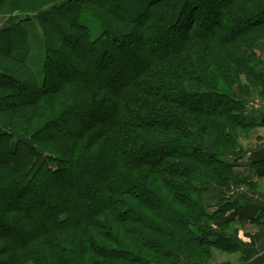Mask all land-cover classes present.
Masks as SVG:
<instances>
[{
  "label": "trees",
  "instance_id": "16d2710c",
  "mask_svg": "<svg viewBox=\"0 0 264 264\" xmlns=\"http://www.w3.org/2000/svg\"><path fill=\"white\" fill-rule=\"evenodd\" d=\"M16 1L0 0L26 8L0 27V55L26 78L0 65V264H162L173 241L198 263L202 246L239 249L208 223L236 208V130L255 124L234 89L244 77L264 91V0Z\"/></svg>",
  "mask_w": 264,
  "mask_h": 264
},
{
  "label": "crops",
  "instance_id": "0c3cea01",
  "mask_svg": "<svg viewBox=\"0 0 264 264\" xmlns=\"http://www.w3.org/2000/svg\"><path fill=\"white\" fill-rule=\"evenodd\" d=\"M21 19L16 15L10 19L0 18V27L11 26ZM261 94L264 96V91ZM262 106L248 107L245 112L255 125L241 129L245 135L239 140L240 152L234 160L235 175L232 177V187L236 186L237 191L231 193L237 209L225 214L239 249L229 253L216 249L209 263L174 260L173 264H264V104ZM243 183L255 184V188L242 187Z\"/></svg>",
  "mask_w": 264,
  "mask_h": 264
},
{
  "label": "rangeland",
  "instance_id": "374dc122",
  "mask_svg": "<svg viewBox=\"0 0 264 264\" xmlns=\"http://www.w3.org/2000/svg\"><path fill=\"white\" fill-rule=\"evenodd\" d=\"M5 1L8 2L9 0H5ZM63 1L64 0H56V1H54V3H56L58 5V4L62 3ZM16 2L19 4L20 1L17 0ZM8 5H10V3ZM8 5L3 4L2 7L0 8V18L10 19V17H13L15 15L18 16V17H24L25 16V14H23V13H25L26 11L25 12H23V11L26 9V8H24L26 6L23 7L24 10L21 11L22 13H19V12H16V11H13L12 9H10L11 7L8 6ZM20 5H22V4L20 3ZM87 23L91 26L92 31L93 32H96V24H95V22H91L89 20V21H87ZM50 36L51 37H49V38L51 40H53V38H52L53 35L51 34ZM70 38L68 37V39H65V40H67L68 44L69 43L72 44L74 42V40L72 39V37H70ZM256 46H257V52L260 54L261 59L264 61V40L258 42ZM111 48L112 47H110L109 50H111ZM0 65H1V67L6 68L4 72L7 73L8 75H10V77H11L10 79L13 78V80H16L19 83H20L21 80L26 79L25 78V72L23 71V69L21 67H19V65L13 59H10V58H7L5 56H1L0 55ZM242 81H243V85H244L243 89L241 87H240L241 91H239V89H237L236 87L234 89L237 92V95H238L237 97L239 99H242L243 100V102L247 105V108L250 107L252 109H255V108L263 107L262 104H264V96L260 92V90H262V89H259L262 86L260 84H258V82H256L255 80H254V84H250L248 82L247 78H244V77L242 78ZM43 102H44V103H42L43 105L42 104L41 105L39 104L37 106V109H40V110H41V108L44 109V110H41L40 111L41 112V116L43 115V112L44 113L47 112V111H45L46 110L45 107H47V109H48V106L50 104V101L49 100H47V101L44 100ZM41 106H43V107H41ZM30 110L31 109H29V111ZM40 112H39V115H40ZM29 113H31V112H29ZM33 113H38V112L34 111ZM11 115H12V110H9V108H6L5 111H4V113H0V119L8 118ZM21 126L22 125H18V129H20ZM241 129H243V128H241ZM241 129L236 130V132H237L236 136H237L238 146H239V140H241L242 138H244L243 135H245L244 133H242ZM30 132L31 131H29V134H30ZM239 135H241L240 136V139H239ZM12 138H20L22 141H26L27 143L28 142H31V144H33L32 140L30 138H28V139L23 138L20 134H17V133H14V135L12 136ZM239 152H240V146H239ZM6 161H7V159H3L2 160V162H6ZM234 175H235V170L233 168L232 177H234ZM73 176L77 177V173L76 172H73ZM36 180L37 181L32 182L33 183L32 184L33 187L35 185L38 186L39 178L36 179ZM68 180L71 183L72 182V177L69 178ZM232 186H233V184H232V178H231V184H230L229 190L226 191V197H225L226 202H230V203L231 202L234 203V201H233L234 194H231V193H233L234 190H235V192L237 191L236 186H234V188ZM243 186H245V188H248V189H251V187L252 188H255V184H252L251 186H248L247 184H244L243 183L242 184V187ZM77 193L79 194L80 192H77ZM6 195H7L8 203H13V204L16 203L17 204V200H16V197H14V195H12L10 193L9 194H6ZM215 201H217V203L219 202V200H215ZM214 203H212V204H214ZM235 205L237 206V204H235ZM202 222L204 223L205 220H202ZM208 224L211 227V229H213V232H216V231L218 232L219 231L222 234L225 233V234H227L229 236H232V237H233V235L230 233V231L233 232V233H235L233 231V229H232L231 223L230 224L228 223V224H225V225H218V223H212L211 222V223H208ZM211 238L213 240H215L214 237H211ZM168 243H171V244H174L175 245L173 247L168 245V249H167V251L168 252H171V254H172V261L169 262V263H162V264H173L174 263V260H177L180 263L181 262H184V261H187V262L188 261H191L190 259L185 258V256H187L186 254H184L182 256H179L178 255V253L176 252L177 251V248L176 247H178L177 246L178 244L175 241L168 242ZM0 244L2 245V243H0ZM202 247H204V249L207 252H209V253L202 254V258H199V261H202L203 260L204 263L211 262L210 260L213 258V255H214L213 254V251H215L216 249L217 250H220V251L223 250L222 249L223 247H218V246L205 245V246H202ZM225 252L226 253H229L228 251H225Z\"/></svg>",
  "mask_w": 264,
  "mask_h": 264
}]
</instances>
